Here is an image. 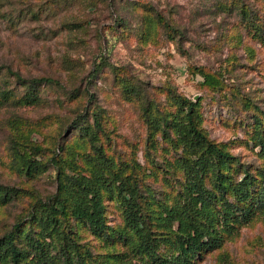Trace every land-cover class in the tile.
Masks as SVG:
<instances>
[{
  "label": "rangeland",
  "instance_id": "obj_1",
  "mask_svg": "<svg viewBox=\"0 0 264 264\" xmlns=\"http://www.w3.org/2000/svg\"><path fill=\"white\" fill-rule=\"evenodd\" d=\"M241 3L264 17L261 0H0V86L14 83L7 68L27 79L59 82L42 88L38 104L0 106V185L20 188L18 198L0 206V236L27 214L35 197L55 191L52 168L36 177L18 171L13 132L17 138L30 131L33 143L53 148L69 137V125L85 106H98L107 117L111 154L122 160L137 155L143 163L146 128L140 99L124 95L129 80L156 100H163L167 85L201 99L210 138L227 144L242 164H260L250 132L253 113L264 112V43L243 27ZM154 15L176 32L155 26ZM195 68L215 75L222 88L204 84ZM161 183L159 175L152 184ZM107 204L108 220L120 223L114 203ZM85 238L93 239L89 233ZM196 264H264V214Z\"/></svg>",
  "mask_w": 264,
  "mask_h": 264
},
{
  "label": "trees",
  "instance_id": "obj_2",
  "mask_svg": "<svg viewBox=\"0 0 264 264\" xmlns=\"http://www.w3.org/2000/svg\"><path fill=\"white\" fill-rule=\"evenodd\" d=\"M237 8L243 27L264 43V17L242 3ZM152 21L176 32L159 15ZM194 72L204 84L222 88L215 75ZM6 73L14 83L2 82L0 106L38 104L42 88L59 84L51 77L27 79L9 68ZM123 87L126 99H140L143 163L137 155L122 160L111 154L107 117L98 106H85L69 125V137L53 148L33 143L30 131L11 134L18 171L36 177L52 168L55 191L35 197L27 214L0 236V264H196L264 214V112L255 106L250 140L260 164L249 166L227 144L210 138L201 99L171 85L163 88V100L130 80ZM46 151L51 154L43 160ZM159 175L162 183L155 187ZM19 189L0 185V206L18 198ZM107 203H114L120 223L108 220Z\"/></svg>",
  "mask_w": 264,
  "mask_h": 264
}]
</instances>
